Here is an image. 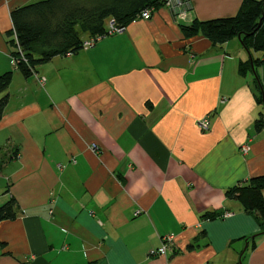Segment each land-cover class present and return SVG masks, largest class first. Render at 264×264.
<instances>
[{"label": "crops", "instance_id": "obj_1", "mask_svg": "<svg viewBox=\"0 0 264 264\" xmlns=\"http://www.w3.org/2000/svg\"><path fill=\"white\" fill-rule=\"evenodd\" d=\"M32 1L0 0V74L12 73L0 93V204L16 200L0 222V264H264V232L225 195L264 174V64L242 75L252 49L238 37L182 30L242 0H187L184 15L159 6L24 77L10 11ZM164 235L167 253L151 256Z\"/></svg>", "mask_w": 264, "mask_h": 264}, {"label": "trees", "instance_id": "obj_2", "mask_svg": "<svg viewBox=\"0 0 264 264\" xmlns=\"http://www.w3.org/2000/svg\"><path fill=\"white\" fill-rule=\"evenodd\" d=\"M164 6L163 0H35L13 8L10 11L15 43L11 55L18 56V49L25 61H18L16 68L24 76L33 74L36 66L57 55L78 52L85 40L80 33L89 37L106 36L107 22L125 28L145 8ZM188 36L198 32L213 44H222L238 37L244 48L261 52V58H250L240 62L238 72L242 75L258 64H264V0H242L238 11L227 17H217L205 21L193 20L182 25ZM86 38V39H87ZM251 61V63H250ZM252 66V67H251ZM10 71L0 74V93L4 92L11 80ZM257 81V80H256ZM261 87L262 84L258 82ZM8 100L4 93L0 97V118ZM257 101L264 105V95L260 91ZM255 127H262L258 117ZM264 174L254 175L243 183L229 187L226 197L239 201L244 210L253 214L264 232ZM16 216V200L8 198L0 204V222ZM203 217L213 219L211 213Z\"/></svg>", "mask_w": 264, "mask_h": 264}, {"label": "built area", "instance_id": "obj_3", "mask_svg": "<svg viewBox=\"0 0 264 264\" xmlns=\"http://www.w3.org/2000/svg\"><path fill=\"white\" fill-rule=\"evenodd\" d=\"M163 3H164V6L171 8L177 14H183V15L187 12L186 10L189 7V2L187 0H163ZM152 10H153L152 8H145L144 10H142L140 12V14H138L137 17H139L141 19H149L151 16ZM123 29H124L123 27L115 25V23L113 22L112 19L109 22H107V29H106L107 35L112 34V33H119ZM99 38H101V36H99V35L95 36V37H89L82 42V45H83V47H93L95 42ZM17 49H18L17 51L19 53L18 56L17 57H14V56L11 57V62H12V64H15V65L20 60L25 61L23 54L20 52V49L19 48H17ZM66 55L69 56V55H71V53L67 52ZM37 79L41 85L44 84L45 77H39ZM221 101L224 102L225 98H222ZM197 125L202 131H205L209 128L210 121H209L208 117H203L197 121ZM95 147H96L95 144L90 145L91 149H95ZM247 150H248V146L244 145L242 147V151L245 153ZM138 212L139 211H136V214ZM161 240L162 241H161V244L159 247L151 249L149 251V254L151 256H153V255H165L167 253V249H168L169 244L172 243L173 235H164L161 238Z\"/></svg>", "mask_w": 264, "mask_h": 264}, {"label": "rangeland", "instance_id": "obj_4", "mask_svg": "<svg viewBox=\"0 0 264 264\" xmlns=\"http://www.w3.org/2000/svg\"><path fill=\"white\" fill-rule=\"evenodd\" d=\"M80 35H81L82 38H85V34L80 33ZM238 42H239L240 47H242V44H241L240 40H238ZM245 52H246V58L249 59V53H248L247 51H245ZM251 54H252L253 57L261 56V52H259V51H254V50H251ZM11 57H12V56H11ZM13 65L16 67L15 64H13Z\"/></svg>", "mask_w": 264, "mask_h": 264}, {"label": "water", "instance_id": "obj_5", "mask_svg": "<svg viewBox=\"0 0 264 264\" xmlns=\"http://www.w3.org/2000/svg\"><path fill=\"white\" fill-rule=\"evenodd\" d=\"M240 37V34L238 35V38ZM250 63H251V61H250ZM252 67V66H251Z\"/></svg>", "mask_w": 264, "mask_h": 264}]
</instances>
